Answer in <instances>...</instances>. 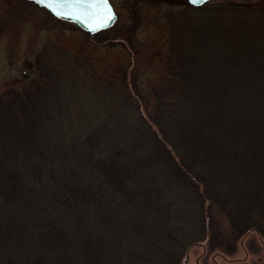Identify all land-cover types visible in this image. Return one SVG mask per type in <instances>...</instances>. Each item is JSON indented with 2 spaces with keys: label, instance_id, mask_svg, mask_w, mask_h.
I'll list each match as a JSON object with an SVG mask.
<instances>
[{
  "label": "trees",
  "instance_id": "obj_1",
  "mask_svg": "<svg viewBox=\"0 0 264 264\" xmlns=\"http://www.w3.org/2000/svg\"><path fill=\"white\" fill-rule=\"evenodd\" d=\"M170 21L146 93L45 50L0 92V264H184L264 235V5Z\"/></svg>",
  "mask_w": 264,
  "mask_h": 264
},
{
  "label": "rangeland",
  "instance_id": "obj_2",
  "mask_svg": "<svg viewBox=\"0 0 264 264\" xmlns=\"http://www.w3.org/2000/svg\"><path fill=\"white\" fill-rule=\"evenodd\" d=\"M109 1L116 14L114 25L91 33L74 22L53 17L32 0H0V92L10 84L18 86L24 78H34L36 58L45 50L64 51L67 65L79 64L100 76L128 65V79L134 71L146 93L163 68L158 58L149 62L147 52L168 48L170 15L190 4L187 0ZM208 3L262 6L264 0ZM222 220L227 227V221ZM208 237L187 250L185 264H264V235L255 230H248L232 243L212 247Z\"/></svg>",
  "mask_w": 264,
  "mask_h": 264
},
{
  "label": "water",
  "instance_id": "obj_3",
  "mask_svg": "<svg viewBox=\"0 0 264 264\" xmlns=\"http://www.w3.org/2000/svg\"><path fill=\"white\" fill-rule=\"evenodd\" d=\"M187 1L191 6L199 7L209 0H197L195 3L193 0ZM32 2L42 6L53 17L74 22L91 33L108 29L116 20L114 8L109 0H32Z\"/></svg>",
  "mask_w": 264,
  "mask_h": 264
},
{
  "label": "snow or ice",
  "instance_id": "obj_4",
  "mask_svg": "<svg viewBox=\"0 0 264 264\" xmlns=\"http://www.w3.org/2000/svg\"><path fill=\"white\" fill-rule=\"evenodd\" d=\"M197 2V0H193V3Z\"/></svg>",
  "mask_w": 264,
  "mask_h": 264
},
{
  "label": "bare ground",
  "instance_id": "obj_5",
  "mask_svg": "<svg viewBox=\"0 0 264 264\" xmlns=\"http://www.w3.org/2000/svg\"><path fill=\"white\" fill-rule=\"evenodd\" d=\"M101 31V30H100Z\"/></svg>",
  "mask_w": 264,
  "mask_h": 264
}]
</instances>
